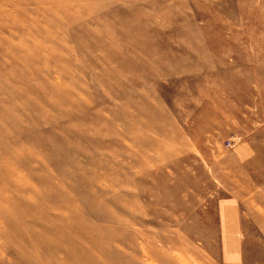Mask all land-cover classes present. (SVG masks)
Wrapping results in <instances>:
<instances>
[{
  "label": "rangeland",
  "instance_id": "1",
  "mask_svg": "<svg viewBox=\"0 0 264 264\" xmlns=\"http://www.w3.org/2000/svg\"><path fill=\"white\" fill-rule=\"evenodd\" d=\"M244 141L264 147V0H0V264H264Z\"/></svg>",
  "mask_w": 264,
  "mask_h": 264
},
{
  "label": "crops",
  "instance_id": "2",
  "mask_svg": "<svg viewBox=\"0 0 264 264\" xmlns=\"http://www.w3.org/2000/svg\"><path fill=\"white\" fill-rule=\"evenodd\" d=\"M234 153L238 161L241 162L246 170L253 167L257 161H264V147H259L257 143L244 141L234 147ZM233 195H226L222 197L217 203V213L219 215L220 227L223 231L221 243L224 250V260L233 263L236 260L242 259L240 250L238 251L234 246L236 241L235 235L231 233L232 230L242 229V217L240 211V202L234 201ZM240 239L238 240L239 243ZM239 246V244H237Z\"/></svg>",
  "mask_w": 264,
  "mask_h": 264
},
{
  "label": "built area",
  "instance_id": "3",
  "mask_svg": "<svg viewBox=\"0 0 264 264\" xmlns=\"http://www.w3.org/2000/svg\"><path fill=\"white\" fill-rule=\"evenodd\" d=\"M238 138H239L238 135H232L230 138L226 139L225 145L228 147L233 146Z\"/></svg>",
  "mask_w": 264,
  "mask_h": 264
},
{
  "label": "bare ground",
  "instance_id": "4",
  "mask_svg": "<svg viewBox=\"0 0 264 264\" xmlns=\"http://www.w3.org/2000/svg\"><path fill=\"white\" fill-rule=\"evenodd\" d=\"M70 205V204H69ZM53 238V237H52ZM51 238V239H52ZM52 244V243H51ZM67 245V244H66ZM54 246V245H53ZM57 249V248H56ZM49 250V249H48ZM51 250V249H50ZM72 251H73V248H72ZM75 252V251H74ZM84 252H86V251H84ZM53 253H54V251H53ZM75 254H76V252H75ZM81 254V253H80ZM69 255V254H68Z\"/></svg>",
  "mask_w": 264,
  "mask_h": 264
}]
</instances>
